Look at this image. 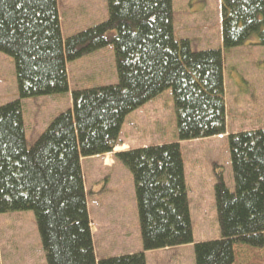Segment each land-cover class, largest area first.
Returning <instances> with one entry per match:
<instances>
[{
  "label": "trees",
  "instance_id": "trees-1",
  "mask_svg": "<svg viewBox=\"0 0 264 264\" xmlns=\"http://www.w3.org/2000/svg\"><path fill=\"white\" fill-rule=\"evenodd\" d=\"M107 2L106 20L65 37L59 0H0V53L18 86L0 105V214L34 212L47 264H148V251L189 244L196 264H234L237 245L264 246V128L229 134L235 188L218 173L220 237L201 242L181 142L227 133L224 54L253 33L264 45V0H222L224 48L204 50L177 38L174 0ZM109 45L118 83L74 88L29 146L23 100L69 92L68 63ZM168 89L177 141L114 153L133 175L143 250L100 259L82 159L114 152L128 115Z\"/></svg>",
  "mask_w": 264,
  "mask_h": 264
},
{
  "label": "rangeland",
  "instance_id": "rangeland-1",
  "mask_svg": "<svg viewBox=\"0 0 264 264\" xmlns=\"http://www.w3.org/2000/svg\"><path fill=\"white\" fill-rule=\"evenodd\" d=\"M174 4L177 37L180 34L177 22H180L185 14L192 10L194 14L202 15L205 22L209 21L208 30L205 32L209 36L210 43L205 46L217 48L223 43L222 23H219L220 18L217 15L214 0H174ZM59 6L65 37L101 23L108 18L107 0H59ZM200 7L202 8L200 9ZM204 10L205 13H203ZM184 25L185 23L182 24V26ZM112 33L115 34L114 31ZM200 44H205V39L196 43L195 47ZM224 57L227 63V78L232 77L230 74H233V70L231 71L229 66L231 62L240 63L242 75L247 76L245 77L247 81L243 82L245 87L252 85L258 88L261 86L263 90L261 96L263 97L264 45L259 44L258 34L253 33L244 45L226 50ZM68 72L71 85L69 92L23 100L29 146L37 140L59 113L71 107V92L74 88L118 83L113 46L109 45L69 62ZM234 77H237V73ZM17 98L18 86L14 59L1 52L0 105ZM229 115H232V120L227 121L226 134L181 142L192 204V225L196 239L217 235L220 232L215 201V183L218 173L222 172L230 190L233 191L235 188L228 136L237 132L238 125L249 124L247 119L250 116L246 112L245 118L247 119L237 120L238 116L232 110ZM160 118L161 124L158 125L156 119ZM120 139L119 146L126 143L130 148L177 141L172 90H166L154 100L128 115ZM101 160V158L92 157L82 159L97 255L102 259L129 254L127 252L130 250L139 252L137 250L141 249L142 243L133 175L124 164L119 162L115 170H111L114 173V179L117 180L114 184L112 183L113 185H106L104 180L107 170L102 168ZM121 169H124L125 172H122ZM103 187L106 188L104 191H102ZM103 202L116 205L115 208L110 209L111 214L107 216L101 207ZM129 231L131 236H126L125 233ZM139 244V249H136ZM153 251L147 256L149 264H196L193 244L178 250L158 249ZM235 252L236 261L234 264H264V246L252 247L239 244L236 246ZM0 254L3 264H47L35 214L32 210L0 214Z\"/></svg>",
  "mask_w": 264,
  "mask_h": 264
},
{
  "label": "crops",
  "instance_id": "crops-1",
  "mask_svg": "<svg viewBox=\"0 0 264 264\" xmlns=\"http://www.w3.org/2000/svg\"><path fill=\"white\" fill-rule=\"evenodd\" d=\"M208 1H210V0H208ZM214 1L216 2L215 9L217 11V15L220 18L219 23L220 22L222 23V0H214ZM201 8L202 7H200V9ZM206 8H205V10H206ZM174 9H175V4H174ZM187 10H188V7H187ZM205 10L203 13H205ZM183 23H185L184 26H182ZM208 23H209V21L205 22L202 15L198 16V15L194 14L191 10L185 14V17L180 22L179 21L177 22V25L179 26L178 30L180 31V34L178 35L177 38H189L191 40L192 46L195 50H204V49H209V48H215V47L205 46L207 43H210L208 41L209 36L205 32L208 30ZM174 24H175V32H176L177 30H176L175 19H174ZM176 36H177V34H176ZM203 38L205 39V44H202V45L200 44V45H198V47H195L196 43L204 41ZM217 48H224L223 43L221 45H219ZM224 59H225V57H224ZM229 66H230L231 71L233 70V74H230V75H232V77L227 78V72H228L227 63L224 60L225 100H226L227 121L229 122L232 120L233 114L229 115L230 110L236 112V115L238 116L237 120L247 119V118H245V114L247 112L248 115L250 116V118L247 119V121H249V124L238 125V128L236 127L237 132L242 131V130H253V129H257V128H264V96L263 97L261 96L262 91H263L261 86H259L258 88L256 86H252V85L245 87L243 82L247 81V79L245 78L247 76H243L241 73V71H242L241 66L242 65L240 63H235L232 61ZM236 73H237V77H234L236 75ZM227 84L229 87L227 86ZM70 87H71V85H70ZM245 110H246V112H245ZM153 122L155 123V121H153ZM156 123H158V125H160L161 124V118L156 119ZM233 133H235V132H233ZM119 147H121V149H119ZM129 149H131V148L128 147V144L124 143L122 146H118L115 149L114 153H116L118 151L129 150ZM114 153H107L104 155L92 157V158H101L102 159L101 160V162L103 163L102 168L107 170V175H106L105 180H104L106 185H110L112 183L114 184L115 180H117V179H114V173H112V171H111V170H115L116 166H118V164H119V161H117L115 159ZM115 160H116V162H115ZM82 164H83V161H82ZM121 171L123 172L124 169H121ZM85 186H86V179H85ZM100 189H101V186H100ZM105 189L106 188L103 187L102 191H104ZM86 190H87V188H86ZM103 193H105V192H103ZM189 199H190V195H189ZM191 206H192V204H191V199H190V208H191ZM101 207L103 208V211L106 212L105 216H107V215L111 214L110 209L115 208L116 205L114 203L109 204V203L103 202ZM125 234H126V236H128V235L131 236L130 231L128 233H125ZM93 236H94V234H93ZM137 237H138V234H137ZM219 237H220V232L217 235L203 236V237H200L199 239H196L195 234H194L195 242L218 239ZM138 239H139V237H138ZM141 243H142V240H141ZM190 246H191V244L185 245V246L175 247L173 249H165V251H167V250H178L180 248H186V247H190ZM139 247H140V244L138 247H136V249H139ZM142 250H143V248L141 247V249L137 250V251L140 252ZM133 252H134V250H130L127 253L133 254ZM153 252L154 251L146 252V256H149ZM134 253H136V252H134ZM1 264H3L2 258H1ZM148 264H149V262H148Z\"/></svg>",
  "mask_w": 264,
  "mask_h": 264
}]
</instances>
